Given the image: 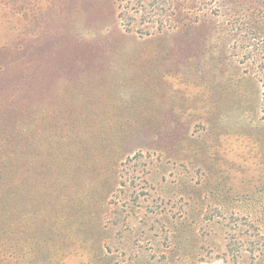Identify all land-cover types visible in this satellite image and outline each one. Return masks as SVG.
I'll return each instance as SVG.
<instances>
[{
    "label": "rangeland",
    "instance_id": "374dc122",
    "mask_svg": "<svg viewBox=\"0 0 264 264\" xmlns=\"http://www.w3.org/2000/svg\"><path fill=\"white\" fill-rule=\"evenodd\" d=\"M182 1L0 0V264H264V0Z\"/></svg>",
    "mask_w": 264,
    "mask_h": 264
},
{
    "label": "trees",
    "instance_id": "16d2710c",
    "mask_svg": "<svg viewBox=\"0 0 264 264\" xmlns=\"http://www.w3.org/2000/svg\"><path fill=\"white\" fill-rule=\"evenodd\" d=\"M125 1H126L125 5L122 6V10L119 13V18L121 22L123 23V26L128 30V32L138 29L140 34L147 35V34H150L151 27H153V26L145 25L142 28H136V26L133 23L132 17L130 16V14H128L129 9H132V10L136 9L134 7H137L142 11L140 19H143V20L140 21L141 23H145L146 20L150 19L151 16H157L159 19L165 18V17L166 18L173 17L174 20H179L183 17V15L180 13L175 14L177 12H181L183 9H170V6L172 5L173 1H180V0H167V3L161 4L160 7L156 6V5H159L156 2V0H125ZM203 1L204 0H202V2ZM182 2H184V5L187 6V11H185L186 13L185 19L190 21L191 13H192L191 11L196 9V7L198 6L197 2H201V0H183ZM261 14H263V11L261 12ZM260 19H261V22H258V23H259V26L262 27V29L257 28V30H255L250 27L248 28V31H247V26L251 25V19L249 18L248 15L244 16L241 22H239V24L236 25L238 27L236 29L244 28L243 31H246L245 34H248L254 31V34L252 35L251 38L246 37V39L242 40V42L240 43L241 45L239 47L241 49V57H242L241 61L244 63L250 61V64L252 65L253 69L256 65H258V68L256 67L255 68L259 72H262L264 76V16ZM137 23H139V21ZM163 27L164 26L162 22L158 23L155 26L158 32H160ZM138 201L139 199L136 198L132 202V204H130V208H129L130 216H125V223L127 221L128 224H132L135 228L138 226V223L142 221V219L139 220L136 218L139 214L138 207L136 206ZM165 210H162V211H165ZM116 223L117 224L121 223V220H119L118 218L116 220ZM236 224L237 223H235L234 225ZM227 225L228 226L231 225V227H234V225H232V220H227ZM251 228L253 227L251 226ZM167 231L172 232V230L168 228H167ZM248 231H250V233H255L254 232L255 230H253L252 232V230H249V229H247L245 232H248ZM256 231L259 232L260 230L257 229ZM121 248L125 249L124 243ZM252 251L254 250L252 249ZM250 255L252 258L254 257L252 255V252H250ZM110 260H111L110 264H118L119 262V261H114L113 257H111ZM258 263L259 261L256 260L255 264H258Z\"/></svg>",
    "mask_w": 264,
    "mask_h": 264
}]
</instances>
